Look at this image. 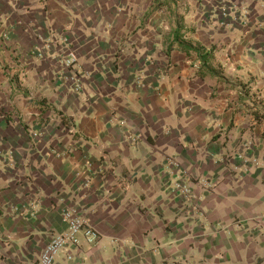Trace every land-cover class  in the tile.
<instances>
[{
  "label": "crops",
  "instance_id": "obj_1",
  "mask_svg": "<svg viewBox=\"0 0 264 264\" xmlns=\"http://www.w3.org/2000/svg\"><path fill=\"white\" fill-rule=\"evenodd\" d=\"M263 112L264 0H0V264H264Z\"/></svg>",
  "mask_w": 264,
  "mask_h": 264
},
{
  "label": "built area",
  "instance_id": "obj_2",
  "mask_svg": "<svg viewBox=\"0 0 264 264\" xmlns=\"http://www.w3.org/2000/svg\"><path fill=\"white\" fill-rule=\"evenodd\" d=\"M75 61L71 55L67 62L70 66ZM79 91V85L74 86ZM63 217L67 223L66 228L52 236L39 256L40 264H54L58 254L62 251L70 252L71 249H78L81 245V235L89 242L94 243L99 238L98 231L83 216L76 213L74 208L63 210ZM69 258L71 255L69 254Z\"/></svg>",
  "mask_w": 264,
  "mask_h": 264
},
{
  "label": "trees",
  "instance_id": "obj_3",
  "mask_svg": "<svg viewBox=\"0 0 264 264\" xmlns=\"http://www.w3.org/2000/svg\"><path fill=\"white\" fill-rule=\"evenodd\" d=\"M177 23H178V25H177V29L175 31V35H176V37H179L181 35V27H184V26L181 25V23H182L181 18L179 19V21ZM181 47L184 50H189L192 48L191 46H187L186 44H182ZM192 49H194L199 54L200 59H201V67H204L206 65L207 61L211 57L213 48H210V50H206V48H203V47H195ZM199 73H200V71H199ZM260 117L264 118V112L262 114L256 115V118H260ZM62 120L65 121V118L62 117ZM263 137H264V132H263Z\"/></svg>",
  "mask_w": 264,
  "mask_h": 264
},
{
  "label": "rangeland",
  "instance_id": "obj_4",
  "mask_svg": "<svg viewBox=\"0 0 264 264\" xmlns=\"http://www.w3.org/2000/svg\"><path fill=\"white\" fill-rule=\"evenodd\" d=\"M170 3H172V0H170ZM181 17L178 15V14H176V20H177V22L179 21V19H180ZM75 62V61H74ZM71 65H73V64H71ZM70 65V66H71Z\"/></svg>",
  "mask_w": 264,
  "mask_h": 264
}]
</instances>
